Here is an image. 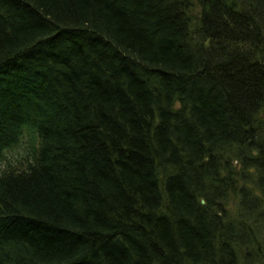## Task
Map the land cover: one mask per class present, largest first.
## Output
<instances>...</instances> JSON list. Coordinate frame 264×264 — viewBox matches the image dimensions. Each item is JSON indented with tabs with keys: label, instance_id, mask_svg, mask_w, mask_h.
<instances>
[{
	"label": "trees",
	"instance_id": "obj_1",
	"mask_svg": "<svg viewBox=\"0 0 264 264\" xmlns=\"http://www.w3.org/2000/svg\"><path fill=\"white\" fill-rule=\"evenodd\" d=\"M0 264H264V0H0Z\"/></svg>",
	"mask_w": 264,
	"mask_h": 264
}]
</instances>
